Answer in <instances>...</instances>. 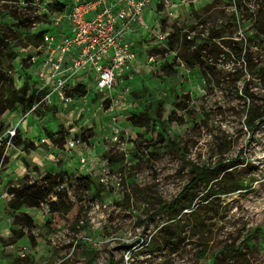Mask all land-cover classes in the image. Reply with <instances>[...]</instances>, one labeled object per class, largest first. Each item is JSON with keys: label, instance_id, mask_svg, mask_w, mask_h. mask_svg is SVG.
<instances>
[{"label": "rangeland", "instance_id": "obj_1", "mask_svg": "<svg viewBox=\"0 0 264 264\" xmlns=\"http://www.w3.org/2000/svg\"><path fill=\"white\" fill-rule=\"evenodd\" d=\"M67 1L0 0L3 99L25 80L37 90L32 35ZM176 2L142 14L137 60L112 93L84 83L67 92L73 105L0 111V137L15 129L0 145V264H239L224 248L247 236L250 264H264V124L247 123L252 108L264 113V72L235 53L264 69V38L250 27L264 0ZM195 167L223 183L191 184ZM44 178L55 194L10 206L9 188ZM185 188L178 202L190 206L159 210Z\"/></svg>", "mask_w": 264, "mask_h": 264}, {"label": "built area", "instance_id": "obj_2", "mask_svg": "<svg viewBox=\"0 0 264 264\" xmlns=\"http://www.w3.org/2000/svg\"><path fill=\"white\" fill-rule=\"evenodd\" d=\"M176 1L71 0L54 15L50 30L43 34L42 56L33 58L40 59L34 76L39 86L26 115L43 104L73 105L67 92L79 84L89 83L105 94L112 93L117 76L137 60L133 37L142 14L151 5L174 8ZM14 134V128L7 129L0 145H11ZM67 144L74 148L77 143L71 139Z\"/></svg>", "mask_w": 264, "mask_h": 264}, {"label": "trees", "instance_id": "obj_3", "mask_svg": "<svg viewBox=\"0 0 264 264\" xmlns=\"http://www.w3.org/2000/svg\"><path fill=\"white\" fill-rule=\"evenodd\" d=\"M71 0H68L66 3H57V12L63 11L66 9ZM261 18V20H260ZM250 27L252 31H254V39L255 41L258 40V43L263 41L264 38V21H262L261 15H257L256 19L253 20L252 23H250ZM50 30V27L47 26L41 31H38L36 34L32 35L34 40L33 44L35 46H40V41L43 38V34ZM261 36V37H260ZM263 37V38H262ZM37 38V40H35ZM0 40H4L3 36L1 35L0 32ZM42 43V42H41ZM174 41H172V38L169 39V45L171 47L173 46ZM236 55L239 58H242L243 61H245L247 64L250 65L251 70H257L261 73L264 72V69L259 67L256 68V65H252L250 63V57L249 54L243 50L242 46L236 47L235 50ZM200 63L201 60L198 59ZM4 73L0 72V83H3L2 81L5 80L4 78ZM77 88H82L81 85H77L75 89ZM84 89V87H83ZM1 98H0V111H6V110H16L19 107H23L24 110L29 109L32 104L34 103L36 97H35V92L30 91L29 92V86L27 81L23 83V85L19 89H11L8 91V94L4 99L2 98V93L0 92ZM259 109H253L252 116L250 117L251 120H247L248 125L251 127L253 124V121L255 119H259V122L257 123L258 125L264 124V118L262 117L264 113H261L258 111ZM195 177L192 179L191 184L195 181L197 182H202L204 180V177L208 174L211 175L212 178L217 179V181H220L219 183H223L222 177L218 178V172L213 174V169H210L209 167H195ZM79 180L81 183H84L85 187L90 186V178L88 176L84 177H79ZM43 181L45 183L37 185V184H29L25 185L21 188H9L8 193L14 195V199L10 201V206L13 207L14 209H19L22 205H30V206H36L38 205L43 199H45L47 196L51 195L54 193L53 187L50 183H48L47 179L44 178ZM189 184V186L191 185ZM188 188V186H187ZM239 187H235V185L230 184L229 187L227 188L228 191H235ZM220 190V189H219ZM187 189L185 188L179 195L173 199L169 204H163L160 206L159 210H168L176 213L177 209H183L188 206H190L188 203H179L178 200L179 198L185 194ZM220 193V191L218 192ZM55 194V193H54ZM209 195L204 196L203 200H208ZM55 201H50L49 205L52 206ZM193 212V211H192ZM21 216L26 220L30 221V217H28L25 213H21ZM250 240V237L247 236L244 239H242L238 245H233L232 243L227 244L224 248V252L226 256L234 257V259L239 262V264H250V260L248 258L247 252H246V244ZM201 256H204V252H202ZM214 264H218V259H215ZM107 264H113L112 259L109 260Z\"/></svg>", "mask_w": 264, "mask_h": 264}]
</instances>
